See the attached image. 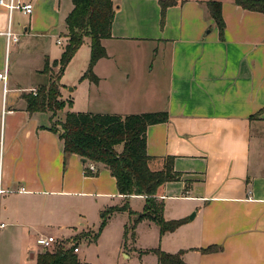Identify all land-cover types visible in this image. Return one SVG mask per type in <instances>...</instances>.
<instances>
[{
	"label": "crops",
	"instance_id": "0c3cea01",
	"mask_svg": "<svg viewBox=\"0 0 264 264\" xmlns=\"http://www.w3.org/2000/svg\"><path fill=\"white\" fill-rule=\"evenodd\" d=\"M20 1L32 4L30 14L0 7V72L7 69L6 81L0 79V173L7 190L0 195V264H36L44 249L36 238L54 236L42 228L62 218L65 196L119 195L102 164H96L95 177L87 176L90 162L63 153L62 140L48 128L49 110H26L23 94L42 84L23 87L10 74L7 55L12 47L19 52L23 39L46 41L56 25L37 29L32 1ZM60 1L52 0L53 6L58 2L60 8ZM112 1L111 38L101 41L107 56L92 68L98 80L80 79L81 68L77 84L66 91L65 98H71L67 111H167V122L147 128V153L156 158L152 169L173 157L182 175L163 189L197 206L191 220L177 229L186 231L177 246L192 249L184 254L185 262L264 264V13L220 0V37L206 0L168 7L162 24L159 0ZM71 9L67 4L62 18ZM8 28L17 42H8ZM61 52L42 47L33 71L42 72L45 60L51 64ZM60 93L62 98V88ZM102 182L107 192L99 191ZM20 187L24 191L18 192ZM158 197L164 208L162 194ZM208 246L218 249L202 251Z\"/></svg>",
	"mask_w": 264,
	"mask_h": 264
},
{
	"label": "trees",
	"instance_id": "16d2710c",
	"mask_svg": "<svg viewBox=\"0 0 264 264\" xmlns=\"http://www.w3.org/2000/svg\"><path fill=\"white\" fill-rule=\"evenodd\" d=\"M184 0H159L161 24L165 10ZM236 5L248 10L264 13V0H233ZM72 9L66 15L65 45L58 59L51 65L57 67L52 72L49 60L46 59L42 72L49 70L47 84L39 88L36 95L23 94L28 112L50 111L48 128L58 134L63 142V153L77 154L94 164H102L115 179L117 191L124 197L139 195L145 198L142 213H138L135 223L148 218L159 225L161 232L172 231L187 218L164 221L163 200L159 198V190L165 182L178 181L181 173L173 166V157L162 158L160 169H152L150 163L156 159L147 153V128L150 125L164 123L169 119L167 111H147L120 115L115 113H93L66 111L62 120H53L65 106L61 99L60 77L64 68L82 45L84 38L90 39V56L86 71L80 79L88 78L96 82L97 76L92 71L95 62L107 56L101 41L111 38V25L115 15L112 0H71ZM209 17L218 28L220 37L224 33V21L220 0H206ZM71 106V101H68ZM252 117V116H251ZM121 146V147H119ZM93 176L94 171H84ZM187 189L184 190L186 192ZM98 233L92 235L93 239ZM216 246H208L202 251H215ZM159 264H186L181 253L167 254L158 252ZM36 264H91L77 259L73 247L54 245L52 249L38 253Z\"/></svg>",
	"mask_w": 264,
	"mask_h": 264
},
{
	"label": "rangeland",
	"instance_id": "374dc122",
	"mask_svg": "<svg viewBox=\"0 0 264 264\" xmlns=\"http://www.w3.org/2000/svg\"><path fill=\"white\" fill-rule=\"evenodd\" d=\"M31 1L36 11L34 26L42 30L45 25L54 24L56 25V32L53 36L46 35V41H42L45 40V37L39 39V42L38 37L28 41L23 39V47L19 52L16 53V50H13L12 47L10 56L8 53L10 74L17 77L23 87H31L37 84L45 86L47 84L46 82L51 73L49 70H45L44 73L34 72V61L45 45L54 51L63 49L66 41L64 39L66 26L64 17L62 18V12H64L66 5L71 3L70 0H61L59 8L58 2L53 6L52 0ZM17 11L15 9L14 14ZM20 18H22V21H27L26 16ZM58 37L61 39L60 44L56 43ZM89 56L90 39L85 37L77 55L74 58L72 57L60 77L63 83L61 85L63 92L61 99L65 102V106L53 120L62 118L64 113L70 110L68 101L71 98H65L68 97L66 91H70V88L77 84L80 69L83 68L86 71ZM49 68L52 72L57 69V67L52 68L51 64H49ZM42 85L35 87L37 92H39ZM69 93L72 94L73 92ZM28 94H31L30 91ZM262 136L264 137V134ZM262 148H264V145ZM94 165L96 167V164ZM100 172H105V169L102 170L101 168ZM106 174L110 176V173ZM95 175L93 176L95 177ZM100 188V192L109 190L108 185L104 182L101 183ZM161 194L164 199L162 214L164 221L187 218L184 222L186 223L191 220V214L197 209V206L192 208L193 202L182 197L167 196L169 193H165L163 186L159 190V195ZM63 205L64 214L62 218L49 220L42 230L44 233H52L55 236V242L49 249L58 244L68 248L72 247V243H75L79 250L75 254L81 262L91 264H159L158 252L167 254L180 252L181 259L185 262L184 254L192 251L190 248H179L177 246L180 238L186 233L184 229L178 231L177 229L184 223L172 231L164 232H161L156 222L148 218L135 223L138 213H142L145 206V198L142 196L124 197L120 194L108 196L100 194L70 195L63 198ZM60 226H64L63 229H60ZM94 233H98L96 239L92 238Z\"/></svg>",
	"mask_w": 264,
	"mask_h": 264
},
{
	"label": "built area",
	"instance_id": "2783aa9c",
	"mask_svg": "<svg viewBox=\"0 0 264 264\" xmlns=\"http://www.w3.org/2000/svg\"><path fill=\"white\" fill-rule=\"evenodd\" d=\"M0 7L5 8L9 13H11L13 10L16 9V10L21 11L23 14L28 15L32 11V4L31 3H23L20 0H0ZM5 35H6L9 43L18 41V35L14 34L10 30V28H8L6 30ZM59 42H60V40H57V43H59ZM6 77H7V69L4 68V70L0 72V79H2L5 82ZM29 91L33 95L37 94L36 88H31ZM88 168L92 171L95 170V166L93 163H89ZM6 191L7 190L3 187L2 177H1V173H0V195L2 193H5ZM17 191L22 192V191H24V188L20 187ZM3 225H4L3 223H0V226H3ZM54 242H55L54 236H43V235H41V236L36 238V244L39 245L40 247L44 248V249L50 247ZM72 247H73L74 252L78 251L77 245L75 243H72Z\"/></svg>",
	"mask_w": 264,
	"mask_h": 264
},
{
	"label": "water",
	"instance_id": "95a60500",
	"mask_svg": "<svg viewBox=\"0 0 264 264\" xmlns=\"http://www.w3.org/2000/svg\"><path fill=\"white\" fill-rule=\"evenodd\" d=\"M81 161L82 162H86L87 161V159H85V158H81ZM193 216H190V218H192ZM46 249H43V251H45Z\"/></svg>",
	"mask_w": 264,
	"mask_h": 264
}]
</instances>
